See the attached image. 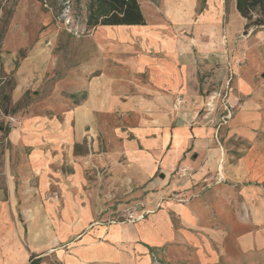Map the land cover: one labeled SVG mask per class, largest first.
Wrapping results in <instances>:
<instances>
[{
    "label": "rangeland",
    "instance_id": "1",
    "mask_svg": "<svg viewBox=\"0 0 264 264\" xmlns=\"http://www.w3.org/2000/svg\"><path fill=\"white\" fill-rule=\"evenodd\" d=\"M166 1L139 0L149 20L145 27H91L87 24L89 0H0V189L5 188L8 158L19 167L24 156L35 153L37 165L83 172L86 181L79 193L100 221L121 214L125 205L138 200L132 194L140 179L123 170L124 159H117L113 169L104 154L117 145L111 134L115 128L128 131L140 115L154 113L135 110L136 105L126 110L121 104L144 101L151 60L165 46L164 32L156 30L171 20L177 31L184 28L180 38L183 45L187 43L185 59L192 60L199 91V96H179L182 104L175 100L170 111L174 125L186 118L195 126L210 114L217 127L227 124L222 118L224 106L233 103L230 93L237 90L239 72L247 62L244 47L256 38L264 39V30L250 27L246 31L234 0H171L174 7L167 5L170 20ZM180 49L178 45L168 56L175 57ZM110 94L117 102L112 106ZM52 124L61 138L67 130L64 126L73 130L71 144L48 145L55 140L50 135L55 133ZM80 134L85 138H79ZM244 143L237 138L216 142L223 153L221 164L236 161ZM61 154L63 159L58 160ZM179 166L184 165L175 167V176ZM244 185L261 189L244 196V190L234 187L243 196L237 197L239 203L234 199V206L218 208L222 214L226 208L230 211L226 215H231L230 222L217 224L227 231L220 238L231 264H264V182L248 179ZM181 194L173 191L170 198L181 203L194 199Z\"/></svg>",
    "mask_w": 264,
    "mask_h": 264
},
{
    "label": "crops",
    "instance_id": "2",
    "mask_svg": "<svg viewBox=\"0 0 264 264\" xmlns=\"http://www.w3.org/2000/svg\"><path fill=\"white\" fill-rule=\"evenodd\" d=\"M172 1L165 2L168 19L167 5L174 7ZM159 30L164 32L165 46L151 60L144 101L121 104L126 110L136 105L135 110L154 113L140 115L128 131L115 128L111 134L117 145L104 154L113 169L117 159H124L123 170L140 179L132 194L139 199L124 209L138 206L137 214L143 211L144 217L129 221L121 212L100 221L79 193L86 181L81 170L67 173L61 167L37 165L35 153L24 156L19 167L8 158L5 188L0 189V264H231L220 238L226 236V228L217 225L231 215L218 208L234 206V199L238 202L243 194L235 188L244 190V196L261 189L248 188L245 180L264 182V39L244 47L247 62L239 72L237 90L230 93L236 108L226 125L217 127L211 114L195 126L186 118L174 125L170 111L175 100L182 94L199 96V91L192 60L185 59L188 46L180 38L184 28L177 31L171 20ZM178 45L175 57L168 56ZM109 98L113 103L112 94ZM51 127L55 132L50 134L55 139L48 142L51 147L61 141L71 144L69 136L75 138L68 125L64 138L56 132V124ZM231 138L243 140L245 149L236 161L223 160V165L216 142L225 144ZM179 164L192 171L191 177L174 175ZM157 173L159 178L154 179ZM173 191L194 199L181 203L170 198Z\"/></svg>",
    "mask_w": 264,
    "mask_h": 264
},
{
    "label": "trees",
    "instance_id": "3",
    "mask_svg": "<svg viewBox=\"0 0 264 264\" xmlns=\"http://www.w3.org/2000/svg\"><path fill=\"white\" fill-rule=\"evenodd\" d=\"M234 2L237 12L246 21V31L250 27L264 30V0ZM87 24L91 27L146 25V17L139 0H89Z\"/></svg>",
    "mask_w": 264,
    "mask_h": 264
},
{
    "label": "built area",
    "instance_id": "4",
    "mask_svg": "<svg viewBox=\"0 0 264 264\" xmlns=\"http://www.w3.org/2000/svg\"><path fill=\"white\" fill-rule=\"evenodd\" d=\"M227 94V92H226ZM228 95H226L227 97ZM176 101H178L179 104H182L184 103V100L181 99V98H178ZM176 105V103H175ZM225 114L223 115V123L226 124L228 123L229 119H231L232 117V109L234 107V104L233 103H227L225 104ZM177 174L179 177H191L192 175V171L188 168V167H185V166H179V169L177 170ZM176 197H178V193H176ZM140 206H142V204H139ZM138 206H131V207H128L126 209L123 210V215H125V219L127 220H131V221H135V220H138V219H142L145 215V212H141L140 214H137V209ZM141 210V209H139ZM112 222H115V220H112Z\"/></svg>",
    "mask_w": 264,
    "mask_h": 264
},
{
    "label": "bare ground",
    "instance_id": "5",
    "mask_svg": "<svg viewBox=\"0 0 264 264\" xmlns=\"http://www.w3.org/2000/svg\"><path fill=\"white\" fill-rule=\"evenodd\" d=\"M105 227V226H104ZM259 246V245H258Z\"/></svg>",
    "mask_w": 264,
    "mask_h": 264
}]
</instances>
